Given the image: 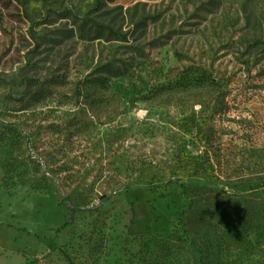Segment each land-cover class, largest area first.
Listing matches in <instances>:
<instances>
[{
  "label": "rangeland",
  "instance_id": "1",
  "mask_svg": "<svg viewBox=\"0 0 264 264\" xmlns=\"http://www.w3.org/2000/svg\"><path fill=\"white\" fill-rule=\"evenodd\" d=\"M24 263L264 264V0H0V264Z\"/></svg>",
  "mask_w": 264,
  "mask_h": 264
},
{
  "label": "trees",
  "instance_id": "2",
  "mask_svg": "<svg viewBox=\"0 0 264 264\" xmlns=\"http://www.w3.org/2000/svg\"><path fill=\"white\" fill-rule=\"evenodd\" d=\"M105 27H109L111 33H112V37L113 38H125L126 37V34L121 32L120 30H118L117 28H115L113 25H105ZM130 67H131V64H129L127 61L125 60H120L119 63H115V62H108L104 65L102 71L103 73H106L107 75H110V76H125L127 75V73L130 71ZM105 76H101L99 79L101 81H103ZM41 92H43V88L40 86L37 90H35V92H33L32 97H34V95L36 94H42ZM43 95V94H42ZM39 97V96H38ZM36 98L37 100L40 99L41 97L39 98ZM28 101V100H26ZM63 225L60 226L58 228V231H61ZM26 264V263H24Z\"/></svg>",
  "mask_w": 264,
  "mask_h": 264
}]
</instances>
